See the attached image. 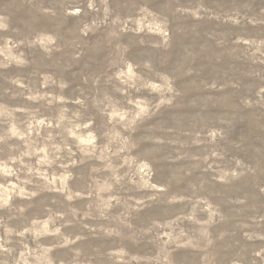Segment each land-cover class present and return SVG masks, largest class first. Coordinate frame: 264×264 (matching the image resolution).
I'll return each mask as SVG.
<instances>
[{"label": "rangeland", "instance_id": "374dc122", "mask_svg": "<svg viewBox=\"0 0 264 264\" xmlns=\"http://www.w3.org/2000/svg\"><path fill=\"white\" fill-rule=\"evenodd\" d=\"M0 264H264V0H0Z\"/></svg>", "mask_w": 264, "mask_h": 264}]
</instances>
